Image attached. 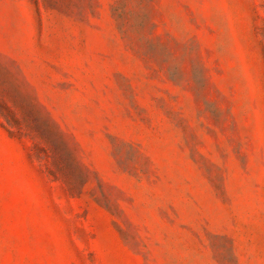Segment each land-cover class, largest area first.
I'll return each instance as SVG.
<instances>
[{
	"label": "rangeland",
	"instance_id": "rangeland-1",
	"mask_svg": "<svg viewBox=\"0 0 264 264\" xmlns=\"http://www.w3.org/2000/svg\"><path fill=\"white\" fill-rule=\"evenodd\" d=\"M0 264H264V0H0Z\"/></svg>",
	"mask_w": 264,
	"mask_h": 264
}]
</instances>
